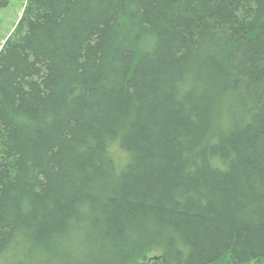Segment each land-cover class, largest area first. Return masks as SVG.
I'll return each mask as SVG.
<instances>
[{
    "label": "trees",
    "instance_id": "obj_1",
    "mask_svg": "<svg viewBox=\"0 0 264 264\" xmlns=\"http://www.w3.org/2000/svg\"><path fill=\"white\" fill-rule=\"evenodd\" d=\"M25 1L0 264H264V0Z\"/></svg>",
    "mask_w": 264,
    "mask_h": 264
},
{
    "label": "rangeland",
    "instance_id": "obj_2",
    "mask_svg": "<svg viewBox=\"0 0 264 264\" xmlns=\"http://www.w3.org/2000/svg\"><path fill=\"white\" fill-rule=\"evenodd\" d=\"M25 3V0H9L5 8H0V49L12 34L22 15Z\"/></svg>",
    "mask_w": 264,
    "mask_h": 264
}]
</instances>
